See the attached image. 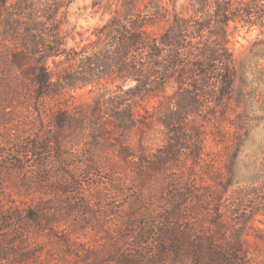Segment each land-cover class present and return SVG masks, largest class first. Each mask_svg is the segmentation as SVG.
<instances>
[{"label": "trees", "instance_id": "16d2710c", "mask_svg": "<svg viewBox=\"0 0 264 264\" xmlns=\"http://www.w3.org/2000/svg\"><path fill=\"white\" fill-rule=\"evenodd\" d=\"M75 1L0 0L4 68L21 90L32 91L37 112L52 111L57 133L101 114L105 127L141 130L152 122L139 116V107L156 114L164 144L147 158L124 152L139 176L165 174L164 207L152 227L155 261L256 264L247 236L260 235L256 216L264 215V106L250 114L247 98L236 94L232 39L241 29L264 32V0H188L185 12L170 8L176 0H94L110 18L93 38L69 48L65 11ZM86 87L111 96L71 108L68 100ZM151 100L157 101L152 111L143 105ZM53 137L48 145L58 141ZM208 141L220 145L223 165L216 170ZM183 166L185 172L176 170ZM41 221L31 208L0 209V264L30 258L29 250L20 251L29 224Z\"/></svg>", "mask_w": 264, "mask_h": 264}, {"label": "rangeland", "instance_id": "374dc122", "mask_svg": "<svg viewBox=\"0 0 264 264\" xmlns=\"http://www.w3.org/2000/svg\"><path fill=\"white\" fill-rule=\"evenodd\" d=\"M93 4L94 0H76L65 11L69 48L93 38L96 28L110 18ZM169 5L185 12L188 0ZM232 48L235 91L247 98L252 108L245 110L252 114L260 102L264 106V32L241 29ZM5 65L0 59V209L31 208L42 220L40 226L29 224L28 245L20 251V256L30 251L24 264H160L152 254L156 240L152 227L164 207L165 174L145 170L139 176V166L129 163L135 159L124 153L128 149L147 158L164 144L166 134L155 122L156 114H145L139 107V116L152 122L141 130L105 127L107 115L101 114L100 120H86L89 125L67 126L57 133L51 127L52 111L37 112L32 91L21 90ZM101 93L90 87L79 89L68 103L82 110L98 99L108 101L111 94ZM156 103L143 105L152 111ZM55 135L58 141L48 145ZM34 144L49 148L34 152ZM207 146L218 160L213 162L216 170L222 162L217 154L220 145L208 141ZM176 170L186 171L184 166ZM256 224L260 235L254 231L247 236L249 255L256 264H264V215L256 216Z\"/></svg>", "mask_w": 264, "mask_h": 264}]
</instances>
